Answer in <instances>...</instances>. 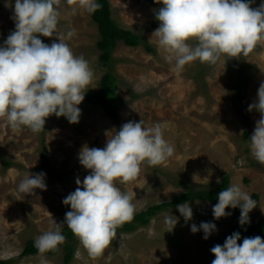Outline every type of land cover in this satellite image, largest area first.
<instances>
[{
  "label": "rangeland",
  "instance_id": "obj_1",
  "mask_svg": "<svg viewBox=\"0 0 264 264\" xmlns=\"http://www.w3.org/2000/svg\"><path fill=\"white\" fill-rule=\"evenodd\" d=\"M109 2L112 20L145 38L137 47L119 42L111 65L101 61V33L93 13L81 7L80 0H58L56 5L60 13L58 33L73 32L66 42L75 55H83L89 61L94 72L85 99L78 106L79 123L71 124L53 114L46 118L45 130L33 133L27 127L13 129L0 118V260L40 264V254L22 256V252L29 240L51 230L53 220L62 222L71 210L70 205L62 203L63 199L78 187L77 178L82 183L90 174L78 161L82 146L103 148L108 132L141 119L146 126L166 122L164 136L175 151L158 166L142 162L135 179L115 181L122 192L133 197V215L173 201L187 191L183 184L197 190L213 189L228 176L230 185H240L254 200L257 196V207L249 216L252 221H264V164L252 157L249 148L260 114L248 111L264 81V40L245 56L222 55L216 64L196 60L178 72L174 61L165 59L167 54L152 37L159 27L154 12L162 5L155 0ZM260 3L261 0H254L251 7ZM11 15L12 10L0 0V45L14 30ZM54 41L59 42L55 35L43 36V43L50 45ZM192 43L194 46L195 42ZM109 69L123 100L119 122L107 116L101 106L87 101L90 94L100 90ZM45 162L51 170L44 168ZM29 172L46 173V190L36 189L34 195L18 193L19 179ZM189 204L193 217L187 223L176 206L169 207L149 225L134 232L117 233L97 257L90 256L78 238L74 259L69 264H211L210 249L236 221L232 214L216 220L212 213L214 205L207 201ZM171 214L178 218V223L167 232L170 228L164 221ZM201 222L216 224L217 231L207 240L202 231L193 234L190 230L192 224L199 227ZM65 254L62 247L58 255H43L48 264H66Z\"/></svg>",
  "mask_w": 264,
  "mask_h": 264
},
{
  "label": "clouds",
  "instance_id": "obj_2",
  "mask_svg": "<svg viewBox=\"0 0 264 264\" xmlns=\"http://www.w3.org/2000/svg\"><path fill=\"white\" fill-rule=\"evenodd\" d=\"M71 3V0H68ZM161 4L155 10L159 27L152 37L158 48L182 71L193 61L216 64L222 55L237 58L247 55L260 40H264V0L253 8L254 0H155ZM58 0H4L5 8L12 10L10 19L14 30L0 45V118L9 127H27L33 133L45 130L46 118L64 117L71 124L79 123L86 89L94 72L83 55H75L66 40L73 32L58 33ZM88 13L101 8L98 0H80ZM39 35L59 42L43 43ZM151 37V39H152ZM150 39V41H151ZM192 41L195 42L194 46ZM260 114L250 136L252 157L264 164V81L257 98L248 107ZM166 122L146 126L144 120L129 121L107 133L103 148L82 146L78 161L90 174L63 199L71 210L64 220L36 237L34 247L41 255L40 264H48L43 255L61 245L67 227L79 238L92 257L103 254L117 236L116 228L131 220L135 211L133 197L122 192L115 181L128 182L137 177L142 162L158 166L174 155L175 147L165 139ZM110 133V135H108ZM46 173H28L19 179L16 189L20 194L34 195L36 189L46 190ZM219 183V179L217 180ZM187 223L193 217L188 202L176 206ZM239 208V224L250 223L249 213L256 201L240 185L232 184L218 194L212 213L216 220L231 215L227 208ZM171 232L178 218L165 217ZM193 234L204 233L203 238L217 231L215 223L191 225ZM239 232L228 236L223 245L210 249L215 259L212 264H264V239L260 236L244 238Z\"/></svg>",
  "mask_w": 264,
  "mask_h": 264
},
{
  "label": "trees",
  "instance_id": "obj_3",
  "mask_svg": "<svg viewBox=\"0 0 264 264\" xmlns=\"http://www.w3.org/2000/svg\"><path fill=\"white\" fill-rule=\"evenodd\" d=\"M98 3L101 4V8L93 13V19L98 24L99 31L101 33V40L98 43V47L101 50V61H103L106 65H111L114 62L112 53L114 52L119 42L122 41L127 46L137 47L145 42V38L142 35L121 28L117 23L112 20L109 0H98ZM38 36L43 42V36L39 34ZM148 50L153 51L150 47H148ZM117 91L118 87L116 85L115 76L109 69L101 80L100 90H98L96 93L90 94L87 97V101L92 105L101 106L105 110L107 116L112 118L115 122H119V112L122 108L123 100L121 99ZM246 136H249L248 132H246ZM5 166H9V163L5 162ZM44 168L47 170H51V167L48 162H45ZM183 186L187 188V191L184 192L182 195L176 197L173 201L169 203H162L160 205L151 206L147 210L140 212L139 214L133 215L131 220L125 221L122 224L118 225L116 228V232H134L141 227L149 225L151 220L155 216H157L162 210L167 209L169 207L177 206L184 202L191 203L198 200H203L215 205L218 202L219 192L231 185L230 178L226 176L222 180V182L219 183L213 189L197 190L195 188L189 187L186 184H183ZM254 198L257 201V196H254ZM227 209L233 215L236 224H234L230 228L225 237L218 239L215 245H223L225 239L234 232H239L241 235V240L238 241V244H242L243 239L249 237L260 236L262 239H264V221H252L250 219L249 224L241 226L239 224L240 209L238 207L235 209ZM62 232L65 236L64 242L59 245L55 250L49 251L45 254L51 256L58 255L61 251V248L63 247L66 251L65 263L69 264L74 259L78 237L75 236L72 231L67 227H64L62 229ZM34 241L35 240H29L27 242L22 252V256H32L39 254L37 249L34 247ZM214 259L215 256L214 254H212L211 264ZM12 262L13 260H0V264H11Z\"/></svg>",
  "mask_w": 264,
  "mask_h": 264
}]
</instances>
